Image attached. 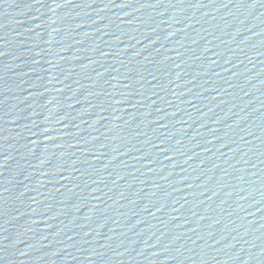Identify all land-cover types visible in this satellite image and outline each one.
<instances>
[{"label": "water", "instance_id": "water-1", "mask_svg": "<svg viewBox=\"0 0 264 264\" xmlns=\"http://www.w3.org/2000/svg\"><path fill=\"white\" fill-rule=\"evenodd\" d=\"M0 264H264V0H0Z\"/></svg>", "mask_w": 264, "mask_h": 264}]
</instances>
